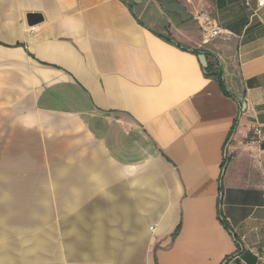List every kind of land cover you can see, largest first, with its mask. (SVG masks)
I'll use <instances>...</instances> for the list:
<instances>
[{"label":"crops","instance_id":"obj_1","mask_svg":"<svg viewBox=\"0 0 264 264\" xmlns=\"http://www.w3.org/2000/svg\"><path fill=\"white\" fill-rule=\"evenodd\" d=\"M174 1L0 0V264H264V8Z\"/></svg>","mask_w":264,"mask_h":264},{"label":"rangeland","instance_id":"obj_2","mask_svg":"<svg viewBox=\"0 0 264 264\" xmlns=\"http://www.w3.org/2000/svg\"><path fill=\"white\" fill-rule=\"evenodd\" d=\"M14 118H12L11 113L9 111H0V137H2L3 142H7L8 141V134H6V124L8 122H11ZM3 146V145H2ZM4 147V146H3ZM6 150V149H5ZM4 197V196H3ZM3 197H0V229H2V227H5L7 225V223L11 222L12 220H16L19 217H21L23 214H27L29 215V219L32 218V212L28 209H24V210H5L6 207V201ZM27 210V211H26ZM25 211L27 213H25ZM12 228L13 230L18 231L19 228L22 229L24 232L26 231L27 228H29L30 231V235H33V233H36V230H43L46 229V227L43 228V226L41 224H36L34 226L31 227H19V225H9L8 227H6L7 231H11L9 232L8 235H5L1 241L4 242L6 244H4L3 246H0V251L6 250L9 251L11 253H15L14 251H17V253H19V250H24L27 251L26 248L29 246H27L26 244L23 245L22 243L19 242L20 237L19 234L20 232H16V234L14 232H12V230L10 229ZM21 235V234H20ZM48 247H46V249H49L53 246L54 242L47 241L45 242Z\"/></svg>","mask_w":264,"mask_h":264},{"label":"built area","instance_id":"obj_3","mask_svg":"<svg viewBox=\"0 0 264 264\" xmlns=\"http://www.w3.org/2000/svg\"><path fill=\"white\" fill-rule=\"evenodd\" d=\"M245 6H250L249 0H243ZM264 8V0H256V9L253 10L251 16H255L259 11H261ZM196 24L203 34V43H208L210 40L215 39L216 37L223 34V30L218 26L215 25L214 22L207 18L204 14H200L196 16ZM255 133L258 132V130L254 129Z\"/></svg>","mask_w":264,"mask_h":264},{"label":"water","instance_id":"obj_4","mask_svg":"<svg viewBox=\"0 0 264 264\" xmlns=\"http://www.w3.org/2000/svg\"><path fill=\"white\" fill-rule=\"evenodd\" d=\"M157 3L162 6L167 13H174L183 21L191 20V15L187 13L186 7L174 0H157ZM27 17L30 24H36L41 20L39 15L29 14ZM200 62L205 67L207 66L204 54L200 56Z\"/></svg>","mask_w":264,"mask_h":264},{"label":"trees","instance_id":"obj_5","mask_svg":"<svg viewBox=\"0 0 264 264\" xmlns=\"http://www.w3.org/2000/svg\"><path fill=\"white\" fill-rule=\"evenodd\" d=\"M167 42H173V40H171V38H167L166 39ZM179 47V45H177ZM196 54H200L198 52H195ZM207 68L204 70L205 75L214 78L215 80H218L219 82V86L220 89L222 91V93H224L225 95L229 96V93L226 91V87L224 84V80H222V71L221 69L217 66V68H215V66L212 63H208L207 64ZM221 221L223 222V224L225 225V227L228 229V226L226 225V222L224 221V219L222 218ZM179 230V228H177V230L175 231V234L177 233V231ZM175 234L173 236H175Z\"/></svg>","mask_w":264,"mask_h":264}]
</instances>
